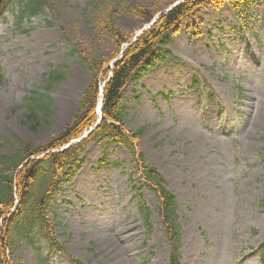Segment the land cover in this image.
<instances>
[{
    "label": "rangeland",
    "instance_id": "374dc122",
    "mask_svg": "<svg viewBox=\"0 0 264 264\" xmlns=\"http://www.w3.org/2000/svg\"><path fill=\"white\" fill-rule=\"evenodd\" d=\"M57 1L56 14L21 26L11 10L0 14V154L16 151L15 135L46 143L71 120L93 76L80 61L82 51H97L111 68L122 56L114 55L116 38L93 25L101 6L91 3L100 0ZM128 1L155 15L152 24L136 13L118 17L119 30L133 40L172 4ZM178 29L167 44L175 57L125 87L127 129L145 127L138 146L178 198L182 264H264V0L241 10L231 2L207 5ZM53 64L65 78L45 94L53 101L52 115L34 134L18 118ZM135 170L118 144L99 140L88 146L82 169L56 195L49 214L70 255L87 264H169L158 198L138 174L130 178ZM142 201L149 207L150 234ZM38 251L19 243L12 261L71 264L65 255L41 261Z\"/></svg>",
    "mask_w": 264,
    "mask_h": 264
},
{
    "label": "trees",
    "instance_id": "16d2710c",
    "mask_svg": "<svg viewBox=\"0 0 264 264\" xmlns=\"http://www.w3.org/2000/svg\"><path fill=\"white\" fill-rule=\"evenodd\" d=\"M177 1L172 0L170 9L162 12L157 21L137 36L136 40H133L134 36H124L119 30L118 17L136 13L145 24H150L155 19L152 12L128 0H113L108 4L101 0L97 3L92 1L91 4L96 5V8L101 6L98 9L99 17L93 21L94 27L99 34L116 38L118 48L114 55L118 56L122 52V56L111 68L110 60L98 56L97 51L81 53L78 50L81 53L80 61L93 72V76L71 120L46 143L35 145L15 135L16 151L0 154V264H15L12 256L19 243H27L37 251L40 250L41 253H38L41 261L60 253L69 256L73 264H86L71 256L60 242L59 227L49 214L55 196L64 191L65 184L73 183L82 168L89 143L99 140L112 141L130 153L136 167L131 178L138 173L158 198V209L171 245L169 264H180L179 250L182 243L177 197L168 188L163 174L156 167L147 165L144 153L138 146L145 127L137 131L127 129L124 117L128 112L123 103V91L131 80L140 78L143 71L174 57L172 49L167 45L171 33L179 31V24L183 20L197 16L200 8L207 5L221 8L225 2H231L235 9L240 10L263 0ZM5 4L4 0H0V10ZM13 5L18 8L14 11L18 26L36 15L56 14L58 11L57 0H15ZM125 44H128L126 48ZM71 54L77 53L72 49ZM64 78L62 67L55 68L54 65L43 74L44 86L32 90L24 100L25 110L18 118L22 126L34 134L44 130L53 110V101L50 97L47 99L45 94ZM1 80L0 75V83ZM100 104L102 118L98 123L100 114L97 108ZM96 123L97 126L88 137L62 149L82 137ZM106 160L104 157L101 163ZM141 208L148 222L149 207L142 203ZM147 228L148 232L152 231L150 222ZM44 246L47 247L46 254Z\"/></svg>",
    "mask_w": 264,
    "mask_h": 264
},
{
    "label": "water",
    "instance_id": "95a60500",
    "mask_svg": "<svg viewBox=\"0 0 264 264\" xmlns=\"http://www.w3.org/2000/svg\"><path fill=\"white\" fill-rule=\"evenodd\" d=\"M180 1H181V0H180ZM180 1H178V2H180ZM138 35H139V34H138ZM138 35H137V36H138Z\"/></svg>",
    "mask_w": 264,
    "mask_h": 264
}]
</instances>
